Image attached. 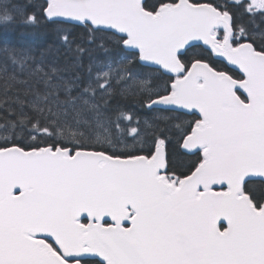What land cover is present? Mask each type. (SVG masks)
<instances>
[{"label":"snow or ice","instance_id":"obj_1","mask_svg":"<svg viewBox=\"0 0 264 264\" xmlns=\"http://www.w3.org/2000/svg\"><path fill=\"white\" fill-rule=\"evenodd\" d=\"M0 264H264V0H0Z\"/></svg>","mask_w":264,"mask_h":264},{"label":"trees","instance_id":"obj_2","mask_svg":"<svg viewBox=\"0 0 264 264\" xmlns=\"http://www.w3.org/2000/svg\"><path fill=\"white\" fill-rule=\"evenodd\" d=\"M32 37L23 32H9L6 36L0 34V44L8 43L13 45L28 44L32 42Z\"/></svg>","mask_w":264,"mask_h":264}]
</instances>
